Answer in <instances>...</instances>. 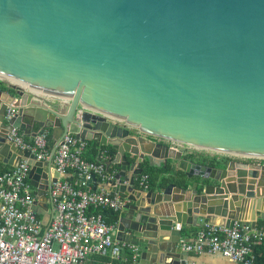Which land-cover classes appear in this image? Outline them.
Returning <instances> with one entry per match:
<instances>
[{
  "label": "water",
  "instance_id": "obj_1",
  "mask_svg": "<svg viewBox=\"0 0 264 264\" xmlns=\"http://www.w3.org/2000/svg\"><path fill=\"white\" fill-rule=\"evenodd\" d=\"M0 75L26 85L0 79L9 88L0 89V163L28 159L45 226L57 149L75 133L99 144L97 161L103 151L113 157L108 182L78 179L126 201L110 216L116 238L140 247L141 264H185L175 224L199 216L259 231L264 164L202 165L183 146L264 158V0H0ZM8 109L16 111L10 121ZM13 128L31 142L51 132V156L38 161L15 145ZM146 162L172 165L165 179L178 183L145 192L138 179Z\"/></svg>",
  "mask_w": 264,
  "mask_h": 264
},
{
  "label": "built area",
  "instance_id": "obj_2",
  "mask_svg": "<svg viewBox=\"0 0 264 264\" xmlns=\"http://www.w3.org/2000/svg\"><path fill=\"white\" fill-rule=\"evenodd\" d=\"M37 94L49 103L58 100ZM61 103L63 106L70 100L61 99ZM82 109L78 108L77 115ZM15 114L14 109H8L6 120H12ZM9 139L18 147L35 153L38 161H46L51 156L49 133L31 142L20 130L13 128ZM88 146V140L74 133L67 134L60 143L53 168L54 176L58 178L51 192L54 213L47 226L43 217L34 211L37 197L30 180L32 165L28 159L0 175V264H102L97 259L101 255L108 257L105 264L121 259L129 264H141L140 247L118 240L117 220L111 222L104 214V211L119 214L126 201L111 195L106 188L93 191L85 182L75 184L69 180L72 172L78 178L85 177L86 181L93 175L102 183L112 179L106 166L109 153L103 151L101 161H89L84 156ZM138 185L149 192L150 176L141 175ZM91 209L94 212H90ZM45 213L47 220L49 214ZM250 230V226L241 220L235 221L233 226L207 221L194 239L181 241V245L189 253H221L240 264H256L253 247L264 238V230L252 233Z\"/></svg>",
  "mask_w": 264,
  "mask_h": 264
},
{
  "label": "crops",
  "instance_id": "obj_3",
  "mask_svg": "<svg viewBox=\"0 0 264 264\" xmlns=\"http://www.w3.org/2000/svg\"><path fill=\"white\" fill-rule=\"evenodd\" d=\"M4 84H6V83H4ZM48 133L52 136L51 132H48ZM106 148H108V146H106ZM97 150L99 152V144L98 143H97ZM160 152L162 153V151H159V153ZM185 153L187 155V154H189L191 152H187L185 150ZM84 156H85V158L89 159V161H97V158H98V154H97L96 157H94V159H93V153L91 152V146L87 147V149L84 152ZM217 157H220V156H217ZM239 157L240 158H236V159H239V161H244V162H248V163H251V164L258 163L257 159H254V158H247V157H244V156H239ZM111 158H113V157L110 156L108 158L107 162H109ZM155 159H156V162H160L161 161L160 157H155ZM234 161H235V159H234ZM168 166H169V164H168ZM170 167H171L172 175H173L174 174V171H173L174 168H172V165ZM143 168H144V171H146L147 169H150L151 167H149L148 166V162H146L143 165ZM153 168L155 169V168H165V167H163V165H161L160 167H156L155 166ZM166 175H168V174H166ZM166 175H160L159 176V179L156 181L153 190H156L158 187H160L161 181L164 180L167 177ZM69 180L74 182L75 184L80 182V180L78 179V176H75L74 172L70 173ZM197 180H200V178H195V181H197ZM254 185H256V184L254 183ZM193 187H194V185H193ZM262 188H263V191H262ZM261 192L264 193V186L261 187ZM232 195H233V193H231V192L228 193V198H223V200L224 201L225 200L231 201V196ZM252 200H254V202H255V200H257V197L254 198V199H251V201ZM263 204H264V201H263ZM247 210H246V212H247ZM263 210H264V207H263ZM248 212H250V211H248ZM104 214L106 215L107 219H109L110 221L112 220L113 217L110 216L112 214L111 211H104ZM261 220H262L261 218H259L257 220V230H261V226L259 225ZM207 221H215V223H225L226 222L225 219L223 217H221V216H217V217H215L214 219H211V220L207 219L206 217L199 216V218L197 220V223L195 225H192V224L178 225L176 223L175 227H181V230H182V234H181L182 239H181V241L183 242V241H189V240L194 239V237L196 236L197 232L202 228L204 223L207 222ZM97 259L103 264H105L108 261L107 255L98 256ZM114 263H116V264H126V261H125V259L114 260L112 262V264H114ZM185 264H240V263H237V262H234V261L230 260L229 258L223 256L221 253H211V252L205 251V252H202L200 254H195V253H191L190 252L188 254V257H187V260H186Z\"/></svg>",
  "mask_w": 264,
  "mask_h": 264
},
{
  "label": "trees",
  "instance_id": "obj_4",
  "mask_svg": "<svg viewBox=\"0 0 264 264\" xmlns=\"http://www.w3.org/2000/svg\"><path fill=\"white\" fill-rule=\"evenodd\" d=\"M0 89L2 91H8L9 90L8 86L6 84H4L3 82H0ZM50 139H51V135H50ZM26 140L30 141L28 139H26ZM88 144H89V146H91V152L93 153V159H94V157H96V155L98 154L97 142H94L92 140H88ZM50 145L53 147V141L50 142ZM108 153L110 155L109 151H108ZM186 156L190 157V159H192V161L196 156H198V162L203 163V164L208 163L211 166L215 165V163L218 161V158H219L217 156H209V155H206L203 153H198V152H192V153L187 154ZM220 158L224 159V161H228V159L226 157L220 156ZM10 168H12V167L0 163V175L3 174L5 171L10 170ZM144 172H145L144 174H148L150 176L151 190H153L156 181L159 179V176L170 174V173H172V170H171V167L169 165L166 168H155V169L150 168ZM176 175L179 177V179L185 177L184 173L181 171L178 172ZM172 182L178 183L173 178H167V179H164L163 185L166 186L167 184L172 183ZM90 212H94V210L91 209ZM116 220H117V217H113L111 222H113V221L115 222ZM259 225L261 226V230H264V219L261 220ZM253 249H254V253L256 255V261H255L256 264H264V238L261 241L257 242L254 245ZM114 264H116V263H114ZM126 264H129V263L126 262Z\"/></svg>",
  "mask_w": 264,
  "mask_h": 264
},
{
  "label": "rangeland",
  "instance_id": "obj_5",
  "mask_svg": "<svg viewBox=\"0 0 264 264\" xmlns=\"http://www.w3.org/2000/svg\"><path fill=\"white\" fill-rule=\"evenodd\" d=\"M185 150L187 152H198V153H203L209 156H223L226 157L228 159V161H230V159H235V161H239V159L236 158H240L239 156H234V155H230V154H226V153H221V152H216V151H212V150H203V149H196L194 147H190L185 145L184 146ZM258 161V164H264V158H255Z\"/></svg>",
  "mask_w": 264,
  "mask_h": 264
},
{
  "label": "bare ground",
  "instance_id": "obj_6",
  "mask_svg": "<svg viewBox=\"0 0 264 264\" xmlns=\"http://www.w3.org/2000/svg\"><path fill=\"white\" fill-rule=\"evenodd\" d=\"M0 79L5 81V82H7V83H9V84H11V85H17V86H20V87H26L25 84L15 80V79H12L10 77H3V76L0 75Z\"/></svg>",
  "mask_w": 264,
  "mask_h": 264
},
{
  "label": "flooded vegetation",
  "instance_id": "obj_7",
  "mask_svg": "<svg viewBox=\"0 0 264 264\" xmlns=\"http://www.w3.org/2000/svg\"><path fill=\"white\" fill-rule=\"evenodd\" d=\"M185 157H187V156H185ZM188 158H189V157H188ZM189 159H190V158H189ZM219 159H220V161H224V159H221L220 157L218 158V161H219ZM190 161H192V159H190ZM218 161H217V162H218ZM192 162H195V163H198V164H202V165H209L208 163H204V164H203V163L198 162V156H196V157L193 159ZM217 162H216V163H217ZM226 162H227V161H226ZM216 163H215V164H216Z\"/></svg>",
  "mask_w": 264,
  "mask_h": 264
}]
</instances>
